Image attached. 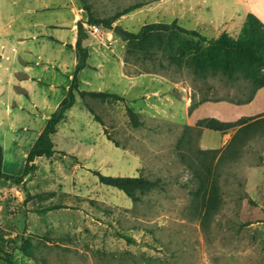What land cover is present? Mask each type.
Listing matches in <instances>:
<instances>
[{
  "label": "rangeland",
  "instance_id": "obj_1",
  "mask_svg": "<svg viewBox=\"0 0 264 264\" xmlns=\"http://www.w3.org/2000/svg\"><path fill=\"white\" fill-rule=\"evenodd\" d=\"M136 4L142 6L110 29L94 22L100 37L83 29L84 39L99 49L94 62L102 74L99 86L82 84L83 89L125 100L77 97L53 136L58 152L37 158L36 171L24 183L0 179V234L16 240L12 257L26 264H264V134L236 156L226 149L242 116L264 114V90L245 103L253 86L242 77L198 78L160 57L127 56L123 39V32L174 20L209 39L223 33L237 37L249 13L264 18V0H79L87 23ZM200 100H206V112L201 105L190 112ZM128 108L141 126L130 123ZM208 116L231 124L225 132L210 129L202 122ZM15 125L13 132L0 125L1 134L5 127L9 133L2 171L21 176L28 146L44 120L35 119L28 133L21 122ZM215 149L222 203L204 222L195 196L199 182L188 165L198 161L197 150ZM94 171L161 179L162 185L133 201L100 183ZM47 207L54 209L43 212Z\"/></svg>",
  "mask_w": 264,
  "mask_h": 264
},
{
  "label": "trees",
  "instance_id": "obj_2",
  "mask_svg": "<svg viewBox=\"0 0 264 264\" xmlns=\"http://www.w3.org/2000/svg\"><path fill=\"white\" fill-rule=\"evenodd\" d=\"M85 2V0H80ZM142 4H136L126 8L122 12L115 14L111 18L99 20H90L88 24L94 22L104 28H112L113 23L121 16L140 8ZM84 26L78 25V41L76 52L78 63L75 68L74 77L71 86L65 98L61 101L56 111L47 120L46 125L36 142L29 150L26 156V162L21 176H10L5 174L3 169L4 149L0 144V179L11 181L14 184L24 183L27 176L32 175L37 165V158H51L58 151L55 149L53 136L58 130L60 123L66 120L69 110L76 104L77 97L84 99L90 97L93 99L118 100L124 101L125 98L115 93L103 91H86L80 89L78 73L87 67L88 51L83 47ZM123 39L126 41L127 56H140L142 59L155 60L163 58L172 65L179 67H188L198 78H206L208 75L216 76L221 74L230 80L242 77L253 86V94L245 103H250L254 94L259 89H264V23L254 14L249 13L243 24L241 32L236 37L227 33L221 34L216 39H209L195 29H186L180 26L176 20L171 23H152L145 24L139 31L123 32ZM206 100H200L190 108V112L198 105L205 103ZM88 111L97 121L100 118L96 116L91 108ZM130 123L134 127L141 126L138 114L131 108L127 109ZM190 130V128H186ZM210 129L223 131L210 127ZM264 134V114L258 116L245 117L240 124L239 129L234 133L227 150L236 156L241 147L245 146L254 136ZM182 141L178 147L182 148ZM220 150H197V162L190 164L194 177L199 182V187L195 191L196 199L201 207L203 221L207 220L221 208L222 198L218 186L217 174L214 172V160ZM66 155L65 152H59ZM222 156L219 160H221ZM100 183L114 187L124 192L133 201H137L139 194H145L158 189L162 185L161 179H147L143 176L122 177L108 176L98 171L93 172ZM54 209L47 207L43 212ZM16 240H5L0 234V264H26L16 262L12 257V246ZM10 247V251H8ZM24 247V246H23ZM27 251V248H23Z\"/></svg>",
  "mask_w": 264,
  "mask_h": 264
},
{
  "label": "crops",
  "instance_id": "obj_3",
  "mask_svg": "<svg viewBox=\"0 0 264 264\" xmlns=\"http://www.w3.org/2000/svg\"><path fill=\"white\" fill-rule=\"evenodd\" d=\"M80 23L85 28V11L79 0H0V125L6 124L13 132L15 123L21 122V129L28 133L35 119L44 120L26 156L71 86L78 63ZM82 45L89 57L87 67L78 73L80 89L100 91L82 87L99 86L102 79L94 62L99 49L89 39H83ZM200 105V111L206 112L208 104ZM202 122L217 129L231 124L209 116ZM2 131L0 144L5 152L3 140L9 133L6 127Z\"/></svg>",
  "mask_w": 264,
  "mask_h": 264
},
{
  "label": "built area",
  "instance_id": "obj_4",
  "mask_svg": "<svg viewBox=\"0 0 264 264\" xmlns=\"http://www.w3.org/2000/svg\"><path fill=\"white\" fill-rule=\"evenodd\" d=\"M85 28L89 31L90 34L100 37L102 34V29L95 24H85Z\"/></svg>",
  "mask_w": 264,
  "mask_h": 264
},
{
  "label": "water",
  "instance_id": "obj_5",
  "mask_svg": "<svg viewBox=\"0 0 264 264\" xmlns=\"http://www.w3.org/2000/svg\"><path fill=\"white\" fill-rule=\"evenodd\" d=\"M114 31H115V32H118V33H120V34H122L121 31H119L118 28H115Z\"/></svg>",
  "mask_w": 264,
  "mask_h": 264
}]
</instances>
